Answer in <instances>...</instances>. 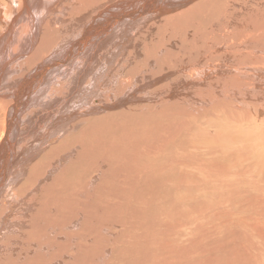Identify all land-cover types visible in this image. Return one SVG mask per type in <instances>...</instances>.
Wrapping results in <instances>:
<instances>
[{"label": "bare ground", "instance_id": "1", "mask_svg": "<svg viewBox=\"0 0 264 264\" xmlns=\"http://www.w3.org/2000/svg\"><path fill=\"white\" fill-rule=\"evenodd\" d=\"M253 78L264 0H0V264H264L255 211L188 196Z\"/></svg>", "mask_w": 264, "mask_h": 264}, {"label": "rangeland", "instance_id": "2", "mask_svg": "<svg viewBox=\"0 0 264 264\" xmlns=\"http://www.w3.org/2000/svg\"><path fill=\"white\" fill-rule=\"evenodd\" d=\"M242 80L243 81L238 82L239 84H234L237 92L233 94L229 92L231 97H226L221 94H215L213 97L215 107L214 115L216 121L220 119V123H215L214 127L211 129L213 132V142H215L213 145H215V148H213V156L211 157L212 162L210 165L217 170L215 179L218 178V180H215L216 184H208L209 186H207L202 180V177L199 176L198 178L200 179L195 185L198 191H193L192 193H189L188 196H194L191 199V202H194V204L198 202L195 198H198L200 204L208 206H216L220 204L222 205L221 207L230 208L240 202L249 210L253 212L255 211L256 214L260 216L261 221L264 222V200L261 199L260 201L257 197H264V175L262 174L264 172V167L260 163L261 160L264 162V154L262 155L260 151L256 149L258 148L255 144H258L257 136L259 131H257L258 126L253 123L256 119L259 124V121H261V119H263L262 117H264V109L262 110V113L258 112L259 110L256 108L257 105V107L264 108V79L259 80V78H253V80ZM246 81L247 84H245ZM224 82L227 85L229 84L227 80H224ZM252 85L256 87V90L245 92L240 95L239 91L242 92L249 90ZM259 88L261 89L259 90ZM228 89L233 91L230 86H226L221 83L218 85L216 93H223L222 90ZM224 113H228L229 115L231 122L229 125L228 121L222 118V114ZM247 119L249 124H246L248 123L246 122ZM222 122H224L226 126L223 125ZM242 123L245 125L242 126ZM227 126L228 128L226 129ZM261 131H264V122ZM218 140L220 141L218 142ZM246 144L249 148H244ZM258 145L262 146L264 143ZM204 178L207 180L206 177ZM225 180L230 184V186H232V190L235 191L233 196H230L228 191L223 189V187L220 191L219 187L216 186L219 181L221 184ZM212 186L214 188H212ZM228 190L230 191L231 189ZM199 194L202 197H200ZM180 195L181 199H185L183 196L184 194H176L173 198L175 200L177 198L178 200ZM257 202L259 205H256L258 208H255V203Z\"/></svg>", "mask_w": 264, "mask_h": 264}]
</instances>
